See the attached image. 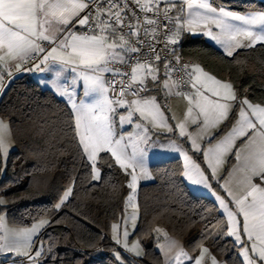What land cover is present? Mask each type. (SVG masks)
I'll list each match as a JSON object with an SVG mask.
<instances>
[{
    "label": "snow or ice",
    "instance_id": "snow-or-ice-1",
    "mask_svg": "<svg viewBox=\"0 0 264 264\" xmlns=\"http://www.w3.org/2000/svg\"><path fill=\"white\" fill-rule=\"evenodd\" d=\"M132 2L145 14L142 23L136 12L129 8L128 0H0V87L5 74L12 76L13 66L16 71H20L29 59L39 60L33 65L35 70H51L57 78L70 68L74 79L82 81V95L88 99L77 100L69 87L60 83L54 85V95L67 97L71 105L70 116L74 117L77 147L82 156L91 162L93 180L101 179L97 167L99 154H111L115 165L131 177L128 188L132 194L127 197V201L135 210L136 205L132 201L138 181L136 170L139 168L141 178L151 179L145 163L149 129L142 128L141 123H135L137 129L142 128L143 134H137L133 140L129 133L126 141L123 133L118 135L116 132L117 118L119 126L123 128L125 120L132 125L134 114L139 113L142 121L172 131L156 97L141 95L149 91L146 83L149 77L153 82L160 80L156 75V62L162 60L160 52L167 50L176 63H180L177 46L185 33L209 37L228 57L233 56L237 49L264 44V9L241 13L214 5L211 0ZM161 3H164L163 9ZM149 12L153 13V17L147 15ZM81 13L84 15L81 16ZM213 26L218 31H214ZM125 27L127 32L123 31ZM160 37L163 38L164 48L157 50L156 43L161 42ZM115 64L130 66V73L112 67ZM163 67L164 75L168 77L173 68L167 57H164ZM182 67L188 77L186 83H190L195 91L177 92V95L184 96L189 107L185 122L175 127L179 128L180 136H187L191 141L190 150L202 154L207 167H202L189 155V151L179 145L167 150L183 155L182 178L195 186L210 187L209 177L205 173L210 169L211 176L215 177L226 155L233 153V148H236L233 155L237 163L232 166L228 176L240 177L244 195L233 196L230 202L219 196L217 199L227 213V234L234 236L235 241L241 244L244 264H264V187L261 186L264 185V106L253 104L247 98H238L232 83L216 79L199 65L191 67L184 63ZM105 73L120 79L106 81ZM117 83L120 85L118 95L110 96V92H115ZM160 83L163 88L171 90L168 79ZM205 90L217 99H210ZM128 96L133 98L126 99ZM119 108H124L127 115L119 113ZM230 117L235 123L230 129L225 125L226 131L219 137L209 135L207 147L202 148L197 138L186 132V125L190 122L197 126L201 133L199 138L203 139L204 134L219 128ZM9 134L10 126L0 119V164L4 166L9 151L6 136ZM241 138V145L237 147L236 141ZM254 177L259 179V183H253ZM71 194L72 187H66L54 208H61ZM229 195H232L231 191ZM229 203L235 205L234 210L229 207ZM0 204H3V200H0ZM241 215L242 224L237 219ZM131 219L135 220V211ZM48 224V220L39 219L30 228L16 232L7 229L4 217L0 216V252L16 250L18 254L27 256L31 264H40L43 248L36 250L34 255L28 250L32 247L33 237ZM117 229L118 225L113 224V239L120 244ZM156 231L161 232L160 229ZM164 235L165 243L159 245L165 257L164 264H172L173 258L169 257V253L176 249V261L181 256L187 257L188 254L179 247L177 241L166 233ZM123 237L125 249L140 255L138 243L128 246L126 227ZM21 249L26 250L21 253ZM51 250L50 246L48 252ZM206 254L210 256L211 264H218L206 247L200 250L199 256L188 258L194 259V264H203ZM116 257L119 260L120 253L117 252Z\"/></svg>",
    "mask_w": 264,
    "mask_h": 264
},
{
    "label": "trees",
    "instance_id": "trees-1",
    "mask_svg": "<svg viewBox=\"0 0 264 264\" xmlns=\"http://www.w3.org/2000/svg\"><path fill=\"white\" fill-rule=\"evenodd\" d=\"M211 2L241 13L264 9V0ZM177 47L214 77L230 81L238 98L264 105V44L237 49L228 57L202 35L185 33ZM70 109L65 100L27 75L14 77L0 97V117L10 126L14 141L0 174V195L5 199L0 214H6L9 224L23 227L48 219L39 237L44 246L40 264H162L154 246L157 226L192 255L208 245L225 264H243L230 236L211 239L224 216L213 198L189 189L180 175L179 157L152 162L153 180L138 186V220L132 236L143 243L144 257L120 250L111 238V227L123 214L129 177L110 153H100L101 179L92 181L90 163L77 147L78 137L74 139ZM185 146L203 165L201 157ZM211 185L219 190L216 183ZM68 186L72 194L55 209Z\"/></svg>",
    "mask_w": 264,
    "mask_h": 264
},
{
    "label": "rangeland",
    "instance_id": "rangeland-1",
    "mask_svg": "<svg viewBox=\"0 0 264 264\" xmlns=\"http://www.w3.org/2000/svg\"><path fill=\"white\" fill-rule=\"evenodd\" d=\"M144 1L145 2H148V0H144ZM206 38L207 39H210L207 36H206ZM195 65L196 64H193L192 67H194ZM203 71L206 72L204 69H203ZM206 73H208V72H206ZM208 74L211 75L210 73H208ZM82 92H83V90L80 91V95H81V98H84L83 95H82ZM148 95L154 96L153 94H151L150 91H148L146 94H144L142 96H148ZM180 97H182L183 99L180 98ZM164 98H167V100L163 101L164 100L163 99L162 102H160L156 98V102L160 105L161 111L164 113L165 118H167L168 125L173 128L172 131H168V129L167 128H164V127H153L147 121H142L141 118L139 117V113H135L134 114V116H133L134 123L132 125H129L128 122H127V120H125L124 125H123V128H121L119 126V123H118V118H117V122H116V125H115L117 134L119 135V134L123 133L125 135L126 141H127V138H128L129 133H131V135L133 137V140H135V137H136L137 134H143L142 133V128L143 127H147L149 129V131L147 133V135L149 137V142H148V145L146 146L147 147V151H146V154H145V163H146V167H147L148 171L150 172V175H151V171H150L149 165L152 162L159 161V160H164V159H156V160H153V161H149L152 156H155L156 157V156H160L161 154H164V156H165L166 154H169V155H166V156H170V157H167V158H172L174 156L176 157L180 153L175 152V151H168L167 150V149L173 147L174 145H179L184 150V145H183V143H181V141L176 140L173 137H169V136H166V137H162L161 136L160 137L158 132H170V133L173 132V134H174V127H175V125H177L178 123H184L185 120H186V112H187V108L189 107L188 102H187L186 99H184V97H183L182 94L181 95H177V91H176L174 97L168 98V97L164 96ZM179 98L181 99V101H180V103L178 102L179 105L177 104V106H175V104H174L175 102L174 101H175V99L179 100ZM243 98H245V97H243V96L240 97V99H243ZM84 99H88V98H84ZM262 106H264V105H262ZM117 111L119 113H123L125 116L127 115V112H126V110L124 108H119V109H117ZM195 114L196 113H195V110H194L193 115H195ZM135 123H141L142 128L141 129H137L135 127ZM234 123H235V120H232L231 118H230L229 121H225L223 124H221L219 126V128H216V133L213 136H217V137L221 136L226 131L225 125H227L228 128L230 129L231 126H232V124H234ZM186 132L192 134L193 137H196L197 138V142L200 139L199 138L200 137L199 136V133L200 132L198 131L197 126L191 124L190 122L187 123V125H186ZM154 135H156V137H154ZM178 135L180 136L179 128H178ZM180 137H182V136H180ZM9 139L11 141V138H9ZM186 140L188 141V139H186ZM241 140H242V138L241 139H238L236 141V146L237 147H239L241 145ZM10 141H9V143H10ZM7 144H8V142H7ZM8 147H9V151L7 152L6 160H7V156L9 154L10 150L12 149L10 144H8ZM235 150H236V148H233V153L235 152ZM129 151H131L130 148H129ZM165 151H166V153H165ZM172 153L173 154H176V155L173 156ZM233 153H229V154L226 155L225 162L223 163L222 166L219 167V169L217 170V174H216L215 177H212L211 176V170L210 169L205 173L209 177L210 188L213 189L212 188V185H211V182L216 183L218 185V187H219V190L213 189L212 191H214V193L217 194L219 197L225 199L226 202L232 201L233 200V195H231L232 196L231 197L225 191V188H228V186H229V188H232L233 183L235 181H239L240 180V177L238 175H233V177H231V178H229V176H228V173L231 171L232 166L237 163V161H236L235 156L233 155ZM195 155L196 156H201V158H202V154L201 153H197ZM178 157H180V156H178ZM194 160L197 163H200L198 161V159H195L194 158ZM182 162L184 163V161H182ZM89 163H91V162H89ZM202 163H203V165L200 163L201 166L204 167V168H206L207 165H206V163L203 162V158H202ZM3 169H4V165L3 164H0V174L3 172ZM128 171H131V169H129ZM136 174L138 176V181H137V187H136V192H135L134 200L132 201V203L136 205V208L134 210L133 207L131 206V204H129L128 201H127V197L132 194V190L128 188V192H127V195H126V198H125V207H124V210H123V214H122V216H121V218L119 220H117L116 222L113 223V224H117L118 225L117 233L120 236L121 243L120 244H117L116 241L113 239V232H112V230H111V238H112L113 242L115 244H117V246L120 248V250L128 253L129 255L133 256L134 258H142V257H144V246H143V243L137 237L132 236L133 231H134V229L136 227V224H137V220H138L137 191H138L139 184L146 183V182H150L152 180V175H151V179L141 178L140 177V170H139V168L136 170ZM128 177H129V179H128V184H129L130 181H131V177L130 176H128ZM91 179H92V177H91ZM226 180L228 181L227 184L225 183ZM92 181H97V180H93L92 179ZM234 192L237 194L239 192V189L238 188H235L234 189ZM195 193H197V192H195ZM198 194L208 196V194H205V193H198ZM236 197H238V196H236ZM0 200H3V203L5 202V199H4V197L2 195H0ZM0 205H2V204H0ZM229 207L232 208L233 210L235 209V205L233 203H229ZM219 210H220V212L224 216V221L214 231V233L211 235V239L223 238L225 235H228L227 234V230H228V217H227V213H226V211L221 206L219 207ZM134 211H135V220L133 221L131 219V217H132V214H133ZM1 216L5 217V213H2ZM125 217H127V224H125ZM241 217H242V215L241 216H238L237 219L242 223ZM41 219L48 220L47 218H41ZM38 220H36L33 223H36ZM125 227L127 228V231H128V237H127L128 246L131 247L132 244L138 243L139 244V250H140V253H141L140 255H136L134 252H131V251L126 250L125 247L123 246V242H124L123 232L125 230ZM43 228L39 231V233L37 234V236H35L34 239H33L32 248L30 250V254H32V255H34L35 251L38 250L41 247L44 250L43 242H42V240L39 239L40 234H41ZM156 229H160L161 232L160 233H157ZM165 233L167 234V236L169 238L177 241L179 247H181L183 249V251L188 254L187 257L181 256L180 259H179V261H176L174 259V257H175L176 251H178V249L173 250L171 253H169V257L173 258L172 259V264H194V259L190 260L188 257L195 258V257L199 256L200 250L202 248H204V247L208 248L209 253L211 254V256H213V254L211 253L208 245H204V246L200 247L199 251L197 252V255L195 254L196 256L190 254L186 250V248L183 246V244L181 243V241L178 240L177 238L169 235L168 232L162 226H157L155 228V233H154V246L159 251H161V249L159 248V245L165 243V235H164ZM231 237L235 240V237L234 236H231ZM236 243H238V242H236ZM160 253H161L162 258H163V263L162 264H164V260H165L164 254H163L162 251ZM13 256L14 257H20V256H24V255L18 254L17 251H14L13 252ZM43 258H44V255L39 258V262H41L43 260ZM216 260H217L218 264H223V260H220V259H217V258H216ZM203 264H211V262H210V256L208 254L205 255Z\"/></svg>",
    "mask_w": 264,
    "mask_h": 264
},
{
    "label": "crops",
    "instance_id": "crops-1",
    "mask_svg": "<svg viewBox=\"0 0 264 264\" xmlns=\"http://www.w3.org/2000/svg\"><path fill=\"white\" fill-rule=\"evenodd\" d=\"M225 7V6H223ZM226 9H229L227 7H225ZM230 10V9H229ZM82 14V13H81ZM82 16V15H81ZM213 30L214 31H218L217 29H215V27H213ZM199 35V34H197ZM206 40H208L211 44H213L215 47L219 48L220 47L218 45L215 44V42H213L212 40L210 39H207L206 36L202 35ZM246 43V42H245ZM222 50V49H220ZM193 64H196V65H199L197 63H192L191 64V67ZM158 67V71L156 72V75L160 78V80L156 81V82H153L151 81V78L149 77L146 81V83L148 84V87H149V91L151 92V94H153L157 100L158 99V96L163 100H167V98H164V96L168 97V98H172L175 96V93L177 91L176 89V84L174 82V80L168 76V77H165L164 75V72L165 70L160 66V65H156ZM200 66V65H199ZM41 67H44L43 65H41ZM201 67V66H200ZM57 68H59V66H57ZM202 68V67H201ZM25 69H33L31 71H27ZM207 72V71H206ZM12 76L9 77V81L12 80L14 77L16 76H19V75H27L29 78L35 80L36 82H38L40 84V86L42 87H45V88H48L50 89L53 93H54V85L56 83H60V84H66L68 87H69V90L71 92L74 93V98H76L77 100H79L81 98V95H80V91H82V81H78V78H75L74 79V74L71 72V69H67L63 72L62 76L57 78L55 76V73L51 70H45V71H39V70H35L33 68V66H30V67H24L22 65V69L20 71H16L14 66L12 67ZM107 73L104 74V79H105V75ZM213 76V75H212ZM216 78V77H215ZM163 79H168V82H169V85L171 86V90L169 91V89H165L163 88V85L160 83L161 80ZM218 79V78H216ZM218 80H221V79H218ZM222 82H230L228 80H221ZM235 90V89H234ZM194 92L195 89H192L191 87V84H190V87H189V90L188 92ZM178 92V91H177ZM147 93V92H146ZM146 93H143L142 95L146 94ZM205 94L209 96L210 99H217L216 97H212L211 96V93L210 92H207L205 90ZM58 96V95H56ZM59 97V96H58ZM184 97V96H183ZM61 98V97H59ZM133 97L131 96H128L126 97V99H132ZM182 98V97H180ZM179 98V100L175 99V106H177L178 102L180 103L181 99ZM63 100H65L67 102V97H63L62 98ZM183 99V98H182ZM185 99V98H184ZM252 103V102H251ZM67 104L70 106L71 108V105L70 103L67 102ZM253 104H256V103H253ZM179 105V104H178ZM262 106V105H261ZM0 119H2L0 117ZM4 122H6L4 120ZM6 124H8L6 122ZM159 133V136L161 137H166V136H169V137H173L174 139L176 140H179L181 141V143H183L184 145V150L185 151H188L186 149V146H185V143L188 144L189 148L191 149V141L188 139L187 136H183V137H180L178 135V128L177 127H174V134L173 132L170 133V132H158ZM188 133V132H187ZM216 133V129H211L209 131V133L207 134H204V138L203 139H199L198 140V144L203 148V147H207L208 144H207V140H208V136L209 135H214ZM178 135V136H177ZM199 136H201V133H199ZM154 137H156V135H154ZM11 138V141L10 139ZM188 139V141L186 140ZM6 140L8 142V144L11 145V148L14 147V141L12 139V136H11V132L9 135L6 136ZM10 141V143H9ZM185 141V142H184ZM193 152V154H197L199 152H195L194 150H191ZM166 153V151H165ZM156 155V154H155ZM166 155H169V154H166ZM164 156V154H161L160 156H152L150 158L149 161H153V160H156V159H166L167 157H170V156ZM172 155H176V154H173ZM190 156H192V158L194 159L195 157L189 153ZM178 156H180V160L183 161V155L182 154H178ZM176 156V157H178ZM154 157V158H153ZM175 157V156H174ZM201 157V156H200ZM173 158V157H172ZM168 159V158H167ZM196 159V158H195ZM202 160V158H201ZM160 161V160H159ZM182 167H183V162H182ZM152 175V174H151ZM184 179V178H183ZM152 180H153V176H152ZM151 180V181H152ZM184 181L186 182V184L188 185L189 189H191L193 192H197V193H205V194H208V196H210L211 198H213L216 203L218 204V206L220 207V203H219V200L217 199L218 195L214 193V191H212L213 189H211L210 187H204L203 185H199V186H195V185H192L190 182L186 181V179H184ZM253 183H259V179L254 177L253 178ZM237 184V185H236ZM262 187H264V185H261ZM225 188V187H224ZM235 188H238L239 189V192L236 194L234 192V189ZM225 191L229 194V191L232 192V195L233 196H238V197H242L244 195V192L242 190V186L240 185L239 181H235L233 183V186L232 188H225ZM232 197V196H231ZM221 198V197H220ZM124 207H125V203H124ZM4 213V212H3ZM2 215V213L0 214V216ZM4 222H5V226L7 227V229H9L10 231H16V232H19L23 229H26V228H30V226H27V227H23V226H16V225H11L8 223L7 221V218H6V214H5V217H4ZM241 220L243 221V217H241ZM116 222V221H115ZM114 223V222H113ZM112 223V225H113ZM7 224V225H6ZM242 224V223H241ZM44 229V228H43ZM111 230H112V227H111ZM225 236H229V235H225ZM224 236V237H225ZM35 237V236H34ZM33 237V239H34ZM231 237V236H230ZM232 238V237H231ZM233 239V238H232ZM242 239H246V237H242ZM234 240V239H233ZM234 242L236 243V241L234 240ZM33 244V242H32ZM240 244V243H239ZM238 243H236V245L238 246L237 250H238V254L240 256V258L242 259V262L244 264V257H243V254H242V248H241V244L239 245ZM32 248V247H31ZM26 249H21L20 252L22 253L23 251H25ZM31 250V249H30ZM28 250V251H30ZM16 251V250H5L3 252H0V264H31V262L29 261V259L26 257V256H20V257H14L13 256V252ZM161 252V251H160ZM195 255V254H194ZM197 255V253H196ZM195 255V256H196ZM214 256V255H213ZM221 260V259H220ZM223 264H225V262L223 261Z\"/></svg>",
    "mask_w": 264,
    "mask_h": 264
},
{
    "label": "built area",
    "instance_id": "built-area-1",
    "mask_svg": "<svg viewBox=\"0 0 264 264\" xmlns=\"http://www.w3.org/2000/svg\"><path fill=\"white\" fill-rule=\"evenodd\" d=\"M141 2L143 3L145 1L141 0ZM128 6L133 11L136 12L137 16L140 18L141 23H142L143 22V17H144L145 14L140 12L139 8L137 7V5L135 3L132 2V0H128ZM90 7H94V6H90ZM160 7H161V9H163L164 5H162ZM85 11H87V10H85ZM172 14H174V13H172ZM81 15L83 16L84 13H82ZM129 15H131V13H129ZM147 15L149 17H153V13L152 12L147 13ZM126 23H127V21H126ZM123 31L127 32L128 31L127 27H125L123 29ZM141 36L143 38V32L142 31H141ZM160 40H161L160 43H156L157 50H160V49L164 48L163 38L160 37ZM43 43L45 45L47 44V42H43ZM153 43H155V41H153ZM160 55L162 57V60H161V62H156V65H160L164 69V67H163L164 57H167V60L171 63L172 68H173V70L170 72L169 76L174 80V82L176 84L177 91L180 92V93L188 92L189 87H190V83H186V81L188 80V77H187L186 71L183 69L182 65L184 63H187V64H189L191 66V64L193 63L192 60L179 53V55L181 56V61H180V63H176V61L174 60L173 56L167 50L161 51ZM38 62H39L38 59H36V60L29 59L26 63L23 64V66L24 67H30V66H33L35 63H38ZM112 67L120 68L122 71L129 72V73L131 71V68L128 65L115 64V65H112ZM189 70H191V67H190ZM113 79L119 80L120 77H113L111 75V73H107L105 75V80L106 81H112ZM124 79L127 80L128 77H124ZM10 81H9V76L7 74H5L3 82H2V87H0V97H1L2 93L5 91V89L7 88L8 84L10 83ZM119 90H120V85L117 83L115 85V92L114 93L110 92L109 95L110 96L118 95ZM142 94L143 93H141V95Z\"/></svg>",
    "mask_w": 264,
    "mask_h": 264
}]
</instances>
